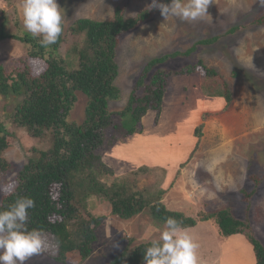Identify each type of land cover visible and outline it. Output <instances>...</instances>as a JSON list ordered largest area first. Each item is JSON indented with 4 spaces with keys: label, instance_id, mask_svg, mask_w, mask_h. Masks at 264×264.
Masks as SVG:
<instances>
[{
    "label": "rangeland",
    "instance_id": "1",
    "mask_svg": "<svg viewBox=\"0 0 264 264\" xmlns=\"http://www.w3.org/2000/svg\"><path fill=\"white\" fill-rule=\"evenodd\" d=\"M57 3L66 30V40L59 47V52L65 53L77 40L70 29L77 19L112 20L119 3H124L125 17L130 18L149 6L152 0H57ZM0 9L1 31L8 36L28 32L23 26L22 0L11 3L0 0ZM263 11L264 5L260 0H213L208 9L209 16L188 22L171 16L166 20L158 9L149 20L121 35L117 49L119 76L116 84L121 88L122 97L110 102L112 111L125 108L150 59L175 51L185 52L197 41L214 36L219 37L215 43L200 45L191 54L170 58L163 66L179 69L202 60L219 71L218 80L229 83L233 102L228 106L222 96L204 94L203 68L191 75L173 77L160 115L159 124L165 123L164 129L157 133L154 128L160 125L154 121L155 112L149 111L144 117L146 119L142 120L145 132L148 130V140L138 143L137 136L133 134L118 141L105 155L107 161L114 162L117 154L126 153L130 160L123 163L126 171L118 178L125 179L132 188L142 190L149 197L160 193L168 208L196 219L217 209H229L235 217L248 219L254 234L264 244V23L255 22ZM8 36L0 39V62L8 71L30 66L37 74L46 67L43 61L27 58L28 44ZM77 94L78 100L70 116L80 123L85 116L87 96L82 92ZM13 111L14 105L10 100L0 96V120L6 123L9 131V146L2 155L12 165L6 182L0 183V188L4 189L0 202L14 186L19 169L36 148L47 149L51 145L48 139L32 137L24 128L15 125L10 116ZM113 116L119 130L121 119L115 114ZM202 124L199 137L196 130ZM172 130L181 134L178 137L182 147L179 151H170L172 146H166L167 141L160 140L162 133ZM150 131L155 134H150ZM161 147L163 154L176 153L179 158L192 150L184 162L160 163L166 171L168 168V173H165L162 168H152L149 161H159L156 157H160ZM173 147L177 148L176 143ZM113 164L117 166V163ZM144 165L151 168L136 171ZM116 166L113 165L117 170ZM111 178L116 179L114 176ZM111 178L108 177L109 180ZM256 178L259 179L258 185ZM252 191L255 193L248 201L247 193ZM85 207L93 215L103 216L96 229L98 239L89 258L80 262L81 257L74 253L65 263L54 259L52 254L57 251L56 241L47 236L50 250L33 255L26 264H109L122 251L143 242L158 241L165 225L153 219L149 212L128 220L111 215L109 202L96 195L87 199ZM183 229L199 245L198 264H256L246 235L222 236L214 219L199 220L196 226Z\"/></svg>",
    "mask_w": 264,
    "mask_h": 264
},
{
    "label": "trees",
    "instance_id": "2",
    "mask_svg": "<svg viewBox=\"0 0 264 264\" xmlns=\"http://www.w3.org/2000/svg\"><path fill=\"white\" fill-rule=\"evenodd\" d=\"M5 1L11 3L13 0ZM163 1L169 3L171 0L157 2ZM150 5L130 18L125 17L124 3H119L112 20L77 19L70 27L77 40L65 53L59 52V47L66 40L64 24L57 43L47 48L39 43L41 37H33L29 32L8 36L0 30V39L8 36L28 44L27 58L38 59L46 65L34 74L30 66L8 71L0 62V96H6L14 105L13 113L9 114L15 125L24 128L32 137L46 138L51 143L47 149L36 148L19 169L14 186L1 199L0 211L8 210L21 197L33 198L36 206L28 210L26 228L29 231L41 229L46 237L51 236L57 246L52 256L64 263L70 261V254L78 253L82 262L93 252L98 239L96 229L103 216L93 215L85 203L96 195L109 202L111 215L125 220L149 212L153 219L164 224L166 218L172 217L181 228H189L196 226L199 220L214 219L222 236L245 234L253 246L256 264H264V244L254 234L248 219L235 217L229 209L214 210L200 219L170 209L162 201L160 193L149 197L142 190L132 188L125 179L118 178L120 175H116L103 159L105 152L118 141L144 131L142 120L149 111L155 112L154 121L158 123L173 77L191 75L203 68L204 94L222 96L228 106L233 102L229 83L218 80L219 71L202 60L179 69L163 66L170 58L191 54L200 45L215 43L219 37L214 36L197 41L185 52L175 51L150 59L125 108L116 112L111 110L110 102L122 97L121 88L116 84L119 76L117 49L121 35L156 14L158 8H150ZM258 17L255 22L264 23V11ZM78 92L87 96L85 116L80 123L70 116L78 100ZM114 114L121 119L119 130ZM5 124L0 120V183H5L12 171L11 163L2 155L9 146V131ZM202 127L203 124L196 130L199 137ZM147 168L151 167L144 165L136 171ZM258 184L259 179L256 178ZM254 193H247L248 201ZM152 242H143L122 251L109 264H145L144 250Z\"/></svg>",
    "mask_w": 264,
    "mask_h": 264
},
{
    "label": "clouds",
    "instance_id": "3",
    "mask_svg": "<svg viewBox=\"0 0 264 264\" xmlns=\"http://www.w3.org/2000/svg\"><path fill=\"white\" fill-rule=\"evenodd\" d=\"M213 0H171L170 4L152 0L150 8H158L167 20L178 17L193 22L209 16ZM264 5V0H260ZM23 26L33 37H41L42 47L56 44L63 31V16L57 0H22ZM4 189L0 188V194ZM35 200L21 197L5 211H0V264H26L33 255L49 251L45 233L41 229L27 230L28 210L35 208ZM252 245V244H251ZM199 245L186 229L168 217L159 240L144 250L145 264H198Z\"/></svg>",
    "mask_w": 264,
    "mask_h": 264
},
{
    "label": "crops",
    "instance_id": "4",
    "mask_svg": "<svg viewBox=\"0 0 264 264\" xmlns=\"http://www.w3.org/2000/svg\"><path fill=\"white\" fill-rule=\"evenodd\" d=\"M161 117V116H160ZM144 119V118H143ZM146 119V118H145ZM144 119V120H145ZM143 120V121H144ZM159 121H160V119H159ZM159 121H158V124H159ZM160 126H157V127H155L154 129L157 131V133H160L159 132V130H161V129H164V128H162L164 125H165V123H162V122H160V124H159ZM149 127V126H148ZM145 130H146V127H144V131L142 132V133H137V134H135L137 137V140H139L138 141V143H140V142H145L146 140H148V130H147V132H145ZM162 132V131H161ZM150 134H155V133H153V132H151L150 131ZM180 135L181 134H176V132H174V130H172V131H170V132H168V133H162V135H161V137H160V140L163 142V139L164 140H166L167 142H165L166 143V146H167V144H169V145H171L172 146V148L170 149V151H173V150H180L182 147H181V144H180V138H178V137H180ZM139 137H141V138H139ZM176 138H178V139H176ZM154 142H156V141H154ZM153 142V143H154ZM152 143V144H153ZM176 143V145H177V148H174L173 146H174V144ZM120 145H122V143L120 144ZM160 145H161V143H160ZM160 145L158 144V148L160 147ZM195 145V144H194ZM123 146V145H122ZM194 147V146H193ZM119 147L117 146V149H118ZM121 148V147H120ZM168 148V147H167ZM192 150V149H191ZM191 150H188V151H186L185 153H183L184 155H182L181 156V158H179L178 157V154H176V153H172L171 155H167L166 153L165 154H163V149H162V147H161V149H160V151H162L161 153H160V157H156V159L157 160H159V161H151V160H149L151 163L150 164H152L151 166H152V168H154V167H161L162 165H160V163H163V164H166V163H179V162H184L185 161V159H186V157L188 156V154L191 152ZM121 156H120V155ZM119 154H117V161H115L114 160V162H113V160H111V161H107V159H106V155L104 154V156H103V159H104V161L105 162H111V163H109V165L110 166H112V168L114 169V171L116 172V174L117 175H120L121 173H124L125 171H126V169L125 168H123V163H127V162H125V161H129L130 159L128 158V157H126V153H124V154H122V153H119ZM163 154V155H162ZM162 155V156H161ZM122 158V159H121ZM144 160H142V162L141 163H144L143 162ZM154 162H156L155 164H153ZM113 163H117V166H116V164H113ZM148 164V163H147ZM113 165H115L116 167H117V170L115 169V167H113ZM133 167V166H132ZM132 167H130L129 169H131ZM120 169V170H119ZM128 169V170H129ZM167 173H168V168H167ZM252 249H253V246H252ZM253 253H254V250H253ZM254 256H255V254H254Z\"/></svg>",
    "mask_w": 264,
    "mask_h": 264
}]
</instances>
